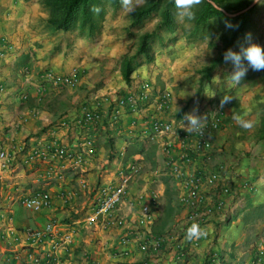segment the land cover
Returning a JSON list of instances; mask_svg holds the SVG:
<instances>
[{"label": "crops", "instance_id": "1", "mask_svg": "<svg viewBox=\"0 0 264 264\" xmlns=\"http://www.w3.org/2000/svg\"><path fill=\"white\" fill-rule=\"evenodd\" d=\"M42 6V0H0V51H5L0 55V151L17 154L0 170V264H19L17 253L38 247L29 231L50 224L55 225L54 237L60 241L55 249H51V239L42 244L52 253L50 264H246L254 252V230L264 221L260 218L261 209L264 211V142L251 141L254 128L241 127L233 115L245 121L256 119L251 115L256 93L244 97L233 89V100L223 104L227 127L214 133L209 159H195L198 167L235 175L233 194L223 197V215L203 225L206 234L191 241L186 257L176 258L171 249L158 260L143 244L155 234L176 232L187 212L174 181L165 172L160 143L140 131L142 114L123 109L118 124L110 126L108 122L109 99L127 94L146 77H137L136 71L133 85L126 84L121 66L109 57L115 54L110 46L54 29ZM6 45L11 48L4 49ZM74 69L79 78L75 86L48 77L49 73L62 76ZM215 94L198 97L180 117L160 110L157 114L188 124L186 114L198 116L211 105L221 104L229 93ZM96 104L103 119L90 128L94 153L87 156L85 132L59 122L73 121ZM132 119L139 123L135 128L130 126ZM51 137L85 156L75 168L65 170L64 182L45 178L43 166L22 163L27 149L41 138ZM131 160L139 161L144 171L131 183L121 205L126 222L119 226L89 222L95 187L111 181L120 162ZM39 188L50 192L49 203L25 207L22 199ZM213 193L209 186L207 198ZM153 197H157L154 221L139 225L140 207ZM124 237L128 239L125 244Z\"/></svg>", "mask_w": 264, "mask_h": 264}, {"label": "built area", "instance_id": "2", "mask_svg": "<svg viewBox=\"0 0 264 264\" xmlns=\"http://www.w3.org/2000/svg\"><path fill=\"white\" fill-rule=\"evenodd\" d=\"M11 48L9 45L4 49ZM5 51L1 50L0 55ZM77 69L66 75L55 76L52 73L48 77L75 86L78 81ZM3 87H0V91ZM150 82L142 80L137 87L125 95H116L109 99L111 111L109 124L113 126L120 122L122 110L127 109L131 114H142L141 133L151 141L160 143L163 152L164 169L177 187V195L181 201L187 216L180 223L176 232L168 231L151 236L144 249H151L155 257L164 256L174 249L176 258H184L189 254L191 241L186 240V230L195 222L200 229L207 221L223 215L224 200L226 195L233 194V173L225 176L220 170L208 171L206 166L195 165L196 158H208V151L213 149V135L217 131L225 130L226 110L222 104H213L207 111L198 114L206 117L204 126L200 131L189 134L185 128L187 124L182 120L161 118L157 113L159 106L151 102ZM158 99V98H157ZM156 99V100H157ZM108 106V107H109ZM163 106V104H161ZM151 109H154L151 110ZM103 113L100 105L96 108H85L82 115L74 118L60 120V126L74 128L76 131L85 132L84 145L87 148V156L94 153V139L90 134V128L102 121ZM139 125L136 119H132L130 126L135 128ZM134 130V129H133ZM16 153L6 150L0 151V170L7 168L9 162L15 158ZM83 151L68 147L55 137L41 138L38 142L27 149L22 157L24 166H43L42 173L45 178L51 180L57 178L60 182L65 180V170L75 168L85 159ZM208 161V160H207ZM206 163V161H204ZM144 171L143 165L137 160L120 162L113 179L95 187L92 195L91 213L88 215L89 222H105L106 224L119 226L126 221L121 214V205L128 195V189L134 179ZM211 186L214 193L207 198L206 191ZM51 194L44 188H39L32 194L22 199L25 207H39L49 203ZM157 197L142 203L140 207L139 225H148L154 221V208ZM54 224L46 228L31 229L29 234L38 244V247L27 250L24 254L17 253L15 258L20 259L19 264H50L52 253L42 248L43 242L48 239L53 241L52 248L59 247V240L54 237ZM125 244L127 238L122 239ZM216 257V256H215ZM158 263V262H157ZM160 264V262L158 263ZM246 264H264V242L254 248L253 255Z\"/></svg>", "mask_w": 264, "mask_h": 264}, {"label": "rangeland", "instance_id": "3", "mask_svg": "<svg viewBox=\"0 0 264 264\" xmlns=\"http://www.w3.org/2000/svg\"><path fill=\"white\" fill-rule=\"evenodd\" d=\"M44 1L42 0V7L50 14V9ZM152 1L132 0L131 5L124 6L122 0H96L91 4L92 20L85 25L79 19L74 28L70 30L56 29L51 26L64 33H73L76 37L83 38L92 44L110 46L115 54L109 57L115 60L116 65L121 66L122 72L125 61L133 58L137 63V68L133 71L131 80L136 71L137 77L139 75L146 77L143 80L150 82V101L154 103V106L158 105L160 111L170 113V117H180L202 95L211 96L216 93L217 96L220 93H229L227 97L233 100L235 95L233 89L235 88L241 91L244 97L252 92L256 93L254 111L251 115H256L257 118H248L253 125L252 129L255 130L251 141L264 142V70H254L251 73L252 68L245 61L248 70L238 84L213 83L215 77L219 76L223 81L233 72V65L231 62H225L224 53L227 36L234 27H226L227 23L222 18L211 19L205 25L199 23L198 13L203 0L195 9V19L184 24L176 22L177 9L170 5L173 30L158 28L163 20V10L169 0H161L160 8L135 25L133 23L134 14L150 5ZM253 1L255 0H228L225 5L229 10H225V13L229 16H236L230 14L248 8ZM247 11H250L251 42L264 46V0H258L245 12ZM156 30L145 53L138 55L142 35L154 33ZM240 44L247 46L246 41L237 42L232 49L239 51ZM215 62L216 66L208 75L205 69ZM124 81L129 86L133 85L132 81L125 79ZM250 152L251 150L248 151ZM260 213V218H263L262 209ZM262 223L264 221L254 230L256 241L253 243V248L264 242V226H260Z\"/></svg>", "mask_w": 264, "mask_h": 264}, {"label": "trees", "instance_id": "4", "mask_svg": "<svg viewBox=\"0 0 264 264\" xmlns=\"http://www.w3.org/2000/svg\"><path fill=\"white\" fill-rule=\"evenodd\" d=\"M96 0H45V4L50 9L49 24L56 29L70 30L74 28L80 19L82 24L85 25L88 21L92 20L91 4ZM228 0H203V4L198 13V22L207 24L211 19L222 18L227 24H231L234 28L229 32L226 40L225 51L232 48L237 42H244L246 34H249V13L250 11L243 12L236 16H229L225 10H229L225 3ZM161 0H153L152 3L134 14L133 23L136 25L144 18L149 16L153 11L160 8ZM170 5H174V0H169L163 10V20L158 28H165L173 30V18ZM157 28V29H158ZM146 33L141 37V43L138 48V55L145 53L150 45V39L156 34ZM216 62L205 69L208 75L211 74ZM137 68V63L134 59H127L123 64V77L126 81H131V75ZM253 70V69H252ZM251 73L254 72V70ZM264 135V134H263Z\"/></svg>", "mask_w": 264, "mask_h": 264}, {"label": "clouds", "instance_id": "5", "mask_svg": "<svg viewBox=\"0 0 264 264\" xmlns=\"http://www.w3.org/2000/svg\"><path fill=\"white\" fill-rule=\"evenodd\" d=\"M124 6H129L132 3V0H122ZM202 3V0H174L175 8L177 9L175 13V20L178 24H184L187 21H192L196 16V7ZM226 27L231 28L232 25L226 24ZM245 44H240V50L234 51L232 48H229L224 53L225 62H231L233 65V72L225 77L223 81L219 76L213 79L215 84H224L231 82L233 85L238 84L243 77L246 75L248 67L245 66V61L247 65L250 66L253 70H264V46H261L258 43L251 42V34H246ZM229 100L227 96L224 97L221 104L223 105ZM188 121V124L184 128L191 134L196 131H200L204 126V121L206 117H200L192 113L186 114L184 117ZM233 119L241 127L245 129H251L252 123L250 121H245L241 116L234 114ZM206 233L200 229L197 223H193L186 230V240L192 241L193 239H198Z\"/></svg>", "mask_w": 264, "mask_h": 264}, {"label": "water", "instance_id": "6", "mask_svg": "<svg viewBox=\"0 0 264 264\" xmlns=\"http://www.w3.org/2000/svg\"><path fill=\"white\" fill-rule=\"evenodd\" d=\"M257 1H258V0L253 1V3H252L248 8H246V9H244V10H242V11H239V12H237V13L230 14V15H238V14H241V13L245 12V11L248 10L249 8L253 7V6L257 3ZM227 14H228V13H227Z\"/></svg>", "mask_w": 264, "mask_h": 264}]
</instances>
